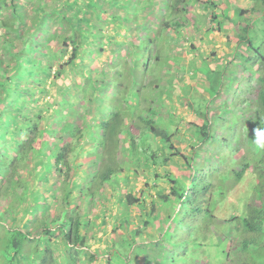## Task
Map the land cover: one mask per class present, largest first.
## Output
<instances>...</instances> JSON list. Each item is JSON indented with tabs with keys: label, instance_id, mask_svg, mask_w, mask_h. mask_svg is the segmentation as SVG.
Listing matches in <instances>:
<instances>
[{
	"label": "trees",
	"instance_id": "16d2710c",
	"mask_svg": "<svg viewBox=\"0 0 264 264\" xmlns=\"http://www.w3.org/2000/svg\"><path fill=\"white\" fill-rule=\"evenodd\" d=\"M196 2L12 0L9 52L0 59V264H94L89 241L108 225V193L118 207L111 218L122 220L114 228L131 223L135 205L143 225L131 232L151 223L149 244L129 239L127 250L140 249L126 264H140L139 257L145 264H197L203 257L210 264H264V148L254 138L257 130L264 141V48L251 33L264 32V11L245 21L248 7H237L226 26L222 11L210 16L217 31L234 30L226 36L232 50L200 60L196 72L207 83L195 90L209 97L186 101L190 154L174 145V113L156 119L164 78L168 93L194 89L162 73L182 62L169 33L182 34L187 19L180 16ZM156 17L159 30L150 37ZM129 22L141 37L128 32ZM121 32H128L125 39L117 38ZM152 44L160 48L152 51ZM156 139L163 152L156 153ZM160 161L175 168L164 181L155 173L156 185L167 184L149 209L134 182ZM245 182L251 187L231 208V190ZM180 232L183 240L171 246Z\"/></svg>",
	"mask_w": 264,
	"mask_h": 264
},
{
	"label": "rangeland",
	"instance_id": "374dc122",
	"mask_svg": "<svg viewBox=\"0 0 264 264\" xmlns=\"http://www.w3.org/2000/svg\"><path fill=\"white\" fill-rule=\"evenodd\" d=\"M17 3H27L28 0H15ZM197 3L193 5V11L192 13H182L180 17L183 19H187L186 22H188L187 26L189 27L188 30L184 28V33L182 41H180L179 44L183 46V51L185 53L190 52V48H193V45L196 49H199L200 47V53L201 55L198 56L195 55H185L182 57V62L180 65H174L175 69H171V67L168 69V71H163L162 75L170 78L175 79V84L177 86L186 85L187 83L191 82V87L194 89L188 91V95L184 96L183 93H180L179 95H176L174 92L168 93V85L166 82L167 78H164L162 81V91L164 92L160 96L161 103L155 102L154 106L156 107V110H158V115H156V119H159V117L163 118L164 120L169 119V113L172 111L174 113V119L175 123H178V126L176 127V134L173 137L174 145L178 148H180L183 153L190 154L192 151V140L191 139V130L189 129V115H191V110H189V106L186 104V101H192L193 97L195 95L197 96H203L208 98L209 93L207 91H197L195 86L198 83H207L206 77L201 74L200 72H196L197 68L200 66V60L208 57L212 51H228L230 52L232 50L231 45H227L226 36L229 34H233L234 30L232 29H224L223 32L217 31V25L216 22L212 25L211 20L209 16L212 15L213 11H222L230 14V18L225 17V14L221 15L219 20L224 22L223 25L226 24V22H231L234 16V9L237 7H240L241 4H243V0H233V1H227V0H211L214 1L215 7H210L209 9L203 8L204 1L206 0H196ZM12 0H0V33L2 36L0 37V59L2 57L3 61H7V55L9 52V48L6 45L8 40V28H9V18L4 14L10 10ZM8 5V6H6ZM254 0H249L248 8L249 13L247 12L244 15L245 21H250L252 18L256 17L257 15H261L264 11V7L260 4V1L258 4L254 6ZM254 6V8H253ZM255 10L252 12V10ZM14 11V8H13ZM29 14H32V10L29 11ZM185 14V15H183ZM227 14V15H228ZM13 18V16H10ZM232 17V18H231ZM234 19H237L236 16H234ZM11 21V20H10ZM17 21H13V26L17 25ZM19 22V20H18ZM197 23V24H196ZM242 24V23H241ZM264 24V23H263ZM215 27L216 30H209L211 27ZM226 26V25H225ZM10 30V29H9ZM183 32V31H182ZM252 37L255 40V43L259 46H263L264 48V32H261L260 30L256 32L255 29H252L251 31ZM12 35V33H11ZM187 41V44H184V41ZM194 42V43H193ZM4 53V54H3ZM3 54V55H2ZM2 55V56H1ZM155 55V54H153ZM105 59V54L102 56L101 60ZM211 62V59L208 60ZM199 65V66H198ZM4 66V65H3ZM2 69V65L0 64V70ZM167 70V69H166ZM2 72V70H1ZM3 73V72H2ZM149 80V79H148ZM170 94V95H168ZM231 99V97L229 98ZM160 104V106H158ZM162 104V106H161ZM161 107V111H160ZM175 127V126H173ZM154 148H156V153L163 152L162 143L156 139ZM178 160L177 158L174 160ZM175 162H169L168 164L162 165V162L160 161L157 165L151 166L149 168V174L145 175L146 179H143L142 177L139 178V182H134V185L136 186V195L142 196L144 199H146V207H149L151 209V202L153 199H155L157 195V189H161L162 186H165L167 183H159L156 185L154 183L155 173L157 172L160 174V180L164 181L163 175L167 172L172 170L174 171L175 166L173 165ZM135 177V176H134ZM138 177V175H137ZM150 181L149 184L146 183V181ZM156 186V187H155ZM251 187L250 184H247L246 182L244 184L238 185L234 190H231V205L232 208L233 204L237 202V200L242 198V194L244 191H248V189ZM112 189V187H108L107 192H109ZM109 195V196H108ZM108 197L103 200L102 205L104 207L102 208L103 211H105L106 220H107V226L105 229H100L99 233H95L96 238L92 241H89L90 249L89 251L94 252L98 254V258L94 262V264H126V261L123 262V259H128L130 257L133 258L139 253L137 244L133 245V247L130 248V250H127L126 246L130 240H135L138 243L145 240V245L149 244V232L151 223L149 224V227H146V230L142 231L141 234L135 233L133 234L131 231L132 229H138L142 227V217H141V210L139 209L138 205H135L132 207L131 212V218L128 220L131 223L129 225H124L121 229L114 228L115 226H119L121 220V216L118 219V221L115 224V220L112 219L113 213H115L116 209V202L113 198L110 197V193H108ZM84 204V203H83ZM100 208L93 209L91 213H100ZM125 210V209H124ZM230 211V210H229ZM164 213H167L165 211ZM228 214V211L222 212L220 217H226ZM104 215H101L99 220L97 222L99 223L102 221ZM124 223V222H123ZM224 223V220L219 218L217 221V227H221ZM115 229V230H113ZM223 230V229H222ZM221 231H219L216 236L220 235ZM183 232H180L179 234H174V238L172 239L171 246H176V243L180 240H183ZM91 236V235H89ZM125 236L127 239H125ZM236 237L233 236L231 240V245H234L236 243ZM144 239V240H143ZM168 239V237L163 238V240ZM170 239V238H169ZM113 241H118L115 243V247L113 246ZM125 241V245L120 244V242ZM113 246V247H112ZM154 246V245H153ZM128 247V246H127ZM146 247V246H145ZM132 255V256H131ZM195 255H198V253H195ZM210 257H203L198 260L197 264H210L211 261ZM137 262L140 264H145V260L143 257H139L137 259ZM259 264H263L262 262H259ZM196 264V263H194Z\"/></svg>",
	"mask_w": 264,
	"mask_h": 264
},
{
	"label": "crops",
	"instance_id": "0c3cea01",
	"mask_svg": "<svg viewBox=\"0 0 264 264\" xmlns=\"http://www.w3.org/2000/svg\"><path fill=\"white\" fill-rule=\"evenodd\" d=\"M227 1H230L231 2L233 0H227ZM235 1H237V0H235ZM243 2L244 3L241 4L240 6H242V7H245V6L248 7L249 0H243ZM6 6H8V5H6ZM223 13H226V10ZM4 14L8 17L9 16V11L6 12V13H4ZM159 24H160V19H158L157 17L156 18H151L149 20V36L150 37H153L155 34H157V31L159 30ZM131 25H134V23L133 22H129V24L127 25V27L129 28V29L127 28L128 29V32H130L131 35L138 36V38H139V36L141 37V35H138L137 32L134 31V27H132ZM188 29H189V27L187 26L186 30H188ZM0 30H1V28H0ZM182 31L184 32V28H183ZM128 32H126V33L121 32V33L117 34V38L118 39H125L127 37L126 35H127ZM168 33H169V31H166L164 34H168ZM169 34L171 35V43H173V50L175 51V54L181 55V56H185V55H195V54H197L198 56L201 55V53H200V47H199V49H196L194 47V45H193V48H190V52L185 53L183 51V46L181 44H179L180 41H182V39H183V35L182 34H180L179 36H177L176 33H174V32H170ZM1 36H2V34L0 33V37ZM172 38H173V40H172ZM183 41H184V44H187V41H185V40H183ZM152 47H153V45H152ZM164 49L165 50H168V47H165ZM166 53L167 52L165 51V54ZM173 54H174V52L172 53V55Z\"/></svg>",
	"mask_w": 264,
	"mask_h": 264
},
{
	"label": "clouds",
	"instance_id": "9594fccd",
	"mask_svg": "<svg viewBox=\"0 0 264 264\" xmlns=\"http://www.w3.org/2000/svg\"><path fill=\"white\" fill-rule=\"evenodd\" d=\"M219 12H221L220 10H219ZM225 13H223V15H224ZM209 18H210V16H209ZM212 23V22H211ZM187 24H188V22H185V25H186V27H184V28H187ZM212 25H213V23H212ZM213 27V26H212ZM182 34L184 33V32H181ZM153 45V44H152ZM156 48H160V47H155V44L153 45V47H152V51H155V49ZM259 133L257 132V130H255V132H254V138H256V141H257V146L258 147H261V148H264V141H262L260 138H259Z\"/></svg>",
	"mask_w": 264,
	"mask_h": 264
}]
</instances>
